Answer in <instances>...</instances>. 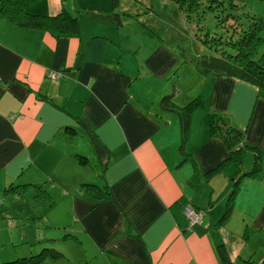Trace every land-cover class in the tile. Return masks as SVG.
Segmentation results:
<instances>
[{"label": "crops", "instance_id": "0c3cea01", "mask_svg": "<svg viewBox=\"0 0 264 264\" xmlns=\"http://www.w3.org/2000/svg\"><path fill=\"white\" fill-rule=\"evenodd\" d=\"M105 1L28 5L35 15L90 10L75 34L20 25L0 12V192L26 179L46 184L48 210L67 214L51 216L50 226L70 223L75 235L62 256L71 264H256L264 257V92L210 74L214 106L243 131L245 147L228 159L224 136L210 124L192 130V120L183 143L181 121L168 127L137 111L128 52L100 28L116 24V8ZM172 61L165 51L148 59L155 69ZM257 159V171L240 178ZM101 187L110 195L98 198ZM189 206L203 222H192Z\"/></svg>", "mask_w": 264, "mask_h": 264}, {"label": "rangeland", "instance_id": "374dc122", "mask_svg": "<svg viewBox=\"0 0 264 264\" xmlns=\"http://www.w3.org/2000/svg\"><path fill=\"white\" fill-rule=\"evenodd\" d=\"M126 2L128 4L124 7L130 10L131 15H124L125 24L123 20L122 25L115 24L114 27L111 26L112 29L100 28L112 35L115 47L124 48L128 52L124 58L129 77L127 90L135 101L137 111L169 127L171 119L180 121L178 107L201 99L203 105L192 114V130L199 132L202 128L209 129L210 116L215 114L219 117L215 125L221 126L217 134L225 135L226 120L214 106L210 74H203L201 71L204 67L203 55L218 54L221 49L216 48L219 37L225 38L232 31L241 29L234 21H238L242 28H247L252 18L264 17V0H125L124 3ZM110 3L113 4L112 0ZM118 9L121 10L122 5ZM86 11L87 9L80 8L76 12L80 20L82 15L88 16L86 13L90 10ZM229 13L236 18L230 20L229 16L227 23L225 16ZM120 14L123 15V12ZM159 51H165L168 58L174 61L161 69H155L148 63V59H153ZM170 94L174 105H164V97ZM196 139L194 136L193 140ZM237 166L240 168V165ZM13 195L12 191L0 192V264L22 257L29 258L45 248L46 243L63 254L68 253V243L71 241L64 239V235L70 234L69 228L65 226L70 223L50 226L49 218L55 215V211H49L48 204L41 206L33 197L19 199ZM40 209L41 215H47L48 218L42 219L39 216ZM54 217L61 221L67 214L59 212ZM26 250L33 254H24ZM62 256L48 255L37 264H71L68 257ZM20 263L30 264L26 259ZM256 264H264V257Z\"/></svg>", "mask_w": 264, "mask_h": 264}, {"label": "trees", "instance_id": "16d2710c", "mask_svg": "<svg viewBox=\"0 0 264 264\" xmlns=\"http://www.w3.org/2000/svg\"><path fill=\"white\" fill-rule=\"evenodd\" d=\"M32 1L34 0H0V12L2 11L3 13H12L13 16L15 15L14 18L20 25L27 27L47 28L56 34H75L80 30V19L76 13H72L66 9H63L58 14L53 16L31 14L28 12V5ZM215 1L220 2V0ZM120 2L122 4V0H113L114 8L116 9L111 15L112 19L118 26L123 24V15H131L129 9H124L123 15L120 14V12H122V10L118 9L121 5ZM125 4L128 3L126 2ZM229 16L230 20H232L231 18L233 17L236 18L235 15L229 13L227 16H225V22L228 21ZM234 24H237V27H240L241 29L239 31L238 29L232 31V33L229 36H225V38L223 36L219 37L216 48L220 47V51L218 54L209 53L203 55L204 67L201 68V71L203 74L217 73L239 77L257 84L261 91L264 92V35H262V31L264 30V17L262 16L259 18H252L247 28H242L241 24H238V21H234ZM213 39L215 38H212V40ZM163 104L170 106L174 105V103L171 101V94L164 97ZM202 105L203 102L201 99H195L186 106L178 107L183 143L187 138L193 111ZM218 118L219 117H217V115L212 114L209 120L210 128L215 134L218 133V128H221V126L219 127L215 125V122ZM224 124H226V122H224ZM226 128L225 135L223 136L226 139L227 145L230 149V155L228 158L230 159L234 153L243 151L245 146H242V144L239 145L243 139L242 130L237 129L234 126H227V124ZM258 167L259 162L257 159L256 163L249 171H244V173H241L240 178L256 172ZM239 179L237 178V180ZM89 186L96 185L89 184ZM30 190L33 193L34 199L41 205L49 203L51 200V194L44 184L33 182L28 179L18 181L13 185H10L5 191H12L15 198L24 199L28 196ZM98 190L102 192V196H99L98 198L107 197L110 195L109 190H107L105 187H101ZM235 191L236 187L234 185L230 191L229 198H232L235 195ZM98 202L99 200H97L95 204ZM228 217L229 209H227L226 213L223 215L222 220L224 221ZM72 237H75L72 232H70V234L64 235V239ZM31 254H33V252ZM48 255L59 257L63 255V253L59 252L53 245H48L46 243L45 248L40 249L37 253L31 255L29 258L22 257L16 259L15 261L3 264H21L20 262H22L24 259H26V261L30 264H37L44 261Z\"/></svg>", "mask_w": 264, "mask_h": 264}, {"label": "built area", "instance_id": "2783aa9c", "mask_svg": "<svg viewBox=\"0 0 264 264\" xmlns=\"http://www.w3.org/2000/svg\"><path fill=\"white\" fill-rule=\"evenodd\" d=\"M50 76L54 79L57 80L62 77L63 73L60 71H54L51 70L49 72ZM185 213L188 215V217L191 218L192 222H203L204 219V213L203 212H198L195 208L192 206H189L186 208Z\"/></svg>", "mask_w": 264, "mask_h": 264}]
</instances>
